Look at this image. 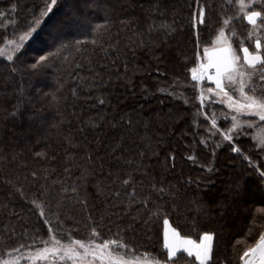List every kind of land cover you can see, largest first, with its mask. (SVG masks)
Wrapping results in <instances>:
<instances>
[{
  "label": "trees",
  "instance_id": "1",
  "mask_svg": "<svg viewBox=\"0 0 264 264\" xmlns=\"http://www.w3.org/2000/svg\"><path fill=\"white\" fill-rule=\"evenodd\" d=\"M46 2L0 0V49L20 43L15 63L0 56V259L55 237L117 240L163 260L167 218L184 237L214 233L208 264H242L264 232V151L251 137L264 122L244 116L253 126L233 130L222 105L202 106L191 69L221 29L240 62L244 47L264 58V23L243 18L264 0H243V11L241 0H58L41 17ZM34 17L40 28L22 41ZM238 178L240 195H230ZM182 262L197 264L186 253Z\"/></svg>",
  "mask_w": 264,
  "mask_h": 264
},
{
  "label": "snow or ice",
  "instance_id": "2",
  "mask_svg": "<svg viewBox=\"0 0 264 264\" xmlns=\"http://www.w3.org/2000/svg\"><path fill=\"white\" fill-rule=\"evenodd\" d=\"M58 0H50V2L45 3V8L41 12V17L47 16L50 12H52L53 8L57 5ZM255 6V0H251L250 7ZM15 7V5L13 6ZM210 6L206 3L203 6L198 7L195 19L198 24H205L207 18V12ZM244 4L243 0H241V10L243 11ZM0 15H3L0 12ZM243 18L247 20L248 24L256 26L257 19L260 18L262 23H264V7L260 11L256 10H248L244 12ZM41 24V19L39 17H34L33 22H30L28 25V30L21 36V40L23 41L26 37L30 36L37 29V26ZM224 32L221 30L220 37L218 38V42L222 44L219 48H214L209 50L208 48L204 49V57L206 59V63H200L198 67H193L191 69L192 79L194 81H202L208 80L210 82H214L216 88L215 90L212 88H208L207 91L212 93L216 91V95L220 96L221 94L225 98L229 109L234 110L237 115L232 116V128H238L242 123L239 121L238 117L241 114H247L249 116L258 117L260 122H264V71L259 73V80L262 82L261 87L257 88L255 83L252 82V77L256 74L255 71L249 72L245 69L244 66L238 65V61L240 57L236 56L231 46L224 41ZM11 43V41H10ZM20 45H17L19 48ZM255 48L257 50L261 49V41L257 39L255 41ZM244 53L243 60L248 67L252 69L256 68L257 62H261V67H264V58H262L259 52L253 54L249 51L248 47L242 48ZM2 50H0V55H2ZM19 59V56L16 57ZM7 60L15 63L13 57L11 55L7 56ZM47 60V57L41 56L39 58L40 62H44ZM37 63L31 65L33 69L37 67ZM214 69V73L210 70ZM13 72L16 71L15 68L12 69ZM247 77V80L245 79ZM224 80H227L228 84L233 87L234 90L239 92V98H234L229 91L226 90L224 86ZM246 88L248 89L246 91ZM18 92L22 93V89H17ZM249 92L251 94H249ZM201 100H203V94H201ZM103 103V101H101ZM22 106V102L19 100L16 106H14L13 115L20 110ZM213 126H215L216 121L213 120ZM248 123V122H244ZM128 124H131V121H128ZM117 125H112V127H116ZM249 126L251 123H249ZM224 139L227 141H231L233 137L229 135L227 132L223 134ZM258 140L261 145V151H264V129H261L257 136L254 137ZM232 151L239 153L241 150L238 147H232ZM211 171V169H209ZM35 175V173H33ZM261 176L264 177V172L261 173ZM125 184H128L129 181L125 180ZM153 188L157 194V197H162L165 195H171V191L165 187H157L153 185ZM242 190V184L240 179L238 178L235 184L229 189L230 195H240ZM141 203H145L142 201ZM199 205H203L202 201H197ZM264 211V209H261ZM48 223V221H45ZM164 239H163V248L166 251L165 258L163 260L156 259L154 264H178V260L181 258L183 253L187 254V257H195V260L199 262V264H208V261L211 258L212 253V242L214 239V233L205 231L199 238V242L193 240L188 237H182L180 233L175 229L171 228L169 230V221L167 218L164 219ZM51 231V229H50ZM93 235H98L95 229L92 230ZM55 245H59L60 241L53 237ZM74 245L78 246L80 249L84 250V253L81 254L74 247L67 248H59L53 247L48 249L47 247L43 249V254H47L51 251L53 254L60 253V259L63 260L65 258L73 260L74 264L79 258L82 262L87 255H92L93 258L97 256L102 261V264H133V261L124 259L120 253L116 249L109 250L110 245H116V248H124L126 245L118 243L117 240H105L102 244H96L94 247L91 242L85 244L81 240H75L72 242ZM243 261V264H264V232L260 233L259 239L256 243V246L253 248H249L244 251L243 255L240 257ZM3 264H12L10 260H4ZM149 264H153V262H149Z\"/></svg>",
  "mask_w": 264,
  "mask_h": 264
},
{
  "label": "rangeland",
  "instance_id": "3",
  "mask_svg": "<svg viewBox=\"0 0 264 264\" xmlns=\"http://www.w3.org/2000/svg\"><path fill=\"white\" fill-rule=\"evenodd\" d=\"M85 1H88V0H85ZM54 8H53V10H54ZM66 10H68L67 6H66ZM51 14H52V12L49 13V15H51ZM57 20L58 19H54L53 22H52V25L46 27V29L52 34H54L56 32V27L59 26V23H58ZM195 23L198 26V23L196 21H195ZM39 28H40V26H37V29L34 32V34L39 30ZM221 30H223V32H224V38H223L224 41H226L227 44L231 46L226 31L224 29H221ZM221 30H220V32H221ZM220 32L215 37L211 48H219V47L222 46V44L220 42H218V38L220 37ZM10 41H11V43H10ZM18 44L20 45V43L17 42L16 40H9L5 45H3L1 47L0 50H2L3 54L0 55V56H3V57L7 58V56L11 55L12 57H14L16 55V53H17V50H18V48H17ZM261 57L263 58V56H261ZM204 59H205V57L200 59V63H206V60L204 61ZM243 62L238 61L237 63L240 66H244L245 69L247 71H249V72L256 71V69H252L251 67H248ZM210 71H212L214 73V69L210 70ZM263 71H264V69H263ZM245 79L247 80V77H245ZM197 82H198V89H199V100L202 103V106H205V104L208 103V102L215 103V104H218V105H222L226 109V111L228 110L227 112H225V114L231 115V116L237 115V113L234 110L228 108L226 102H222L225 99L222 94L220 96H218V95H216V91H213L212 93H209L207 91L208 88H212V89L215 90L216 86H215L214 82H210V81H208L206 79L202 80V81H197ZM223 83H224V86H225L226 90L229 91V93L234 98H239V92L234 90L233 87L228 84L227 80H224ZM247 90L248 89L246 88V91ZM171 94L175 98H178V99L180 98L182 100L184 99L183 96H182L180 87L179 88L178 87L175 88L171 92ZM201 94H203V100H201ZM249 94H251V93L249 92ZM147 96H149V95H147ZM202 108L204 109V107H202ZM203 109H202V111H203ZM203 113H204V115L206 117H209L206 112H203ZM244 116L246 117V116H249V115H247V114L239 115L238 119L242 123L240 124V126L238 128H235V129L232 128V124H233V121H232L231 128L233 130H236V131L237 130H241L244 126L249 125L248 123H244V122H246V121H244L242 119V117H244ZM252 117H254V116H252ZM256 118H258V117H256ZM210 121H211V123L213 122L212 119H210ZM215 127L219 130V132L222 134V136H224L223 134L228 131L227 127L220 128L217 124H215ZM229 127H230V125H229ZM261 129H264V124L261 127L255 129L254 134L251 135V137H253L254 141L257 140L254 137L257 136V134L259 133V131ZM245 135L249 136L248 134H245ZM189 141H192V140L189 139ZM189 143H191V142H188V144ZM258 144H259V142H258ZM259 146L261 147L260 144H259ZM244 156L245 157H250V155H248V154H245ZM72 242L73 241H71V242L60 241L59 245H55V242H54V240L52 238L50 241H48L45 245H43L40 248L26 249V250H22V251H17L15 253H11L9 256L0 259V264H3L4 260H10V261H12V264H74L73 260H70V259H67V258L61 260L60 259V253L53 254L51 251H49L47 254H43V249H45L46 247L48 249H51L53 247H59V248L63 249V248H67L69 246L76 248L77 251H79L81 254H83L84 250L80 249L78 246L74 245ZM82 242H84V241H82ZM89 242H91L92 246L94 247L96 244H102L104 241H98L97 239H91V240H89L87 242H84V243L88 244ZM255 246H251V247L249 246V248H253ZM112 249H116L124 259L133 261V264H149V262H153V264H154V261L156 260V258L151 257V256H149L147 254H133V253L129 252V250H127L126 247L117 249L116 245H110L109 250H112ZM193 258L195 260L194 256H193ZM196 263L199 264L198 261H196ZM75 264H102V261L99 259L98 256L96 258H93L92 255H87L86 258L82 262L78 258L77 261L75 262ZM178 264H189V263L188 262H182V263H178ZM191 264H193V263H191ZM242 264H243V261H242Z\"/></svg>",
  "mask_w": 264,
  "mask_h": 264
},
{
  "label": "crops",
  "instance_id": "4",
  "mask_svg": "<svg viewBox=\"0 0 264 264\" xmlns=\"http://www.w3.org/2000/svg\"><path fill=\"white\" fill-rule=\"evenodd\" d=\"M258 20V19H257ZM212 49H214V48H210L209 50H212ZM253 54H256V53H253ZM260 56H261V54H260ZM206 59H204V61H205ZM207 62V61H206ZM261 62L260 61H258L257 62V64H260ZM168 227H169V230H171V228H174L171 224H170V222H169V225H168ZM164 229H165V226H164ZM181 235V234H180ZM182 236V235H181ZM183 237V236H182ZM189 238V237H188ZM191 239H193V238H191ZM193 240H195V239H193ZM197 242H199V240H196ZM213 242H214V239H213ZM213 242H212V249H213ZM211 255H212V253H211ZM211 259V258H210ZM210 261V260H209ZM208 261V262H209Z\"/></svg>",
  "mask_w": 264,
  "mask_h": 264
}]
</instances>
